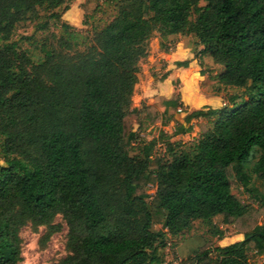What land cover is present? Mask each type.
<instances>
[{
    "label": "trees",
    "instance_id": "1",
    "mask_svg": "<svg viewBox=\"0 0 264 264\" xmlns=\"http://www.w3.org/2000/svg\"><path fill=\"white\" fill-rule=\"evenodd\" d=\"M94 1L115 13L82 37L61 20L69 0H0V264L21 260L22 226H53L57 214L68 227L70 250L58 264H159L168 235L216 216L243 238L224 246L205 239L180 264H250L251 254L264 255V223H258L264 193L250 188L245 202L231 189L238 181L249 190L252 172L264 182V0ZM38 9L47 19L36 29L55 19L64 36L32 61L10 37ZM154 32L163 51L175 36H192L200 46L194 57L207 54L221 66L212 78L241 91L217 108L184 109L183 122L159 135L169 157L148 170L157 139L130 155L139 111L131 96ZM175 65L187 67L188 60ZM161 98L162 114L183 106L176 87ZM194 118L211 123L188 145L169 141L189 132ZM253 147L258 159L245 170ZM150 182L155 203L148 201ZM212 234L223 232L214 227Z\"/></svg>",
    "mask_w": 264,
    "mask_h": 264
},
{
    "label": "rangeland",
    "instance_id": "2",
    "mask_svg": "<svg viewBox=\"0 0 264 264\" xmlns=\"http://www.w3.org/2000/svg\"><path fill=\"white\" fill-rule=\"evenodd\" d=\"M200 5L204 1L199 2ZM114 8L112 5L101 1L94 0H69L68 11L62 13L61 20L72 25V28L77 31L80 36H91L93 30L105 25L113 16ZM76 15L78 19L76 23H71L67 20L69 16ZM47 19V12L38 9V14L32 18L22 20L16 24V27L10 37V40L16 41L18 47L24 50L32 61H38L44 55V50L51 49L57 46V41L60 36H64L63 29L60 27V22L55 19H48L47 28L44 30L36 29L37 25ZM71 30V29H70ZM32 35V39L27 40L25 37ZM172 39V38H169ZM175 44H172L167 51H163L159 47V34L154 32L148 41V54L138 62L137 84L131 96V105L139 111L136 119L133 121V129L136 133V138L131 144L130 155H139L143 145L151 139H157L156 143L150 152V162L148 170L156 167V161L160 158L166 160L169 156L165 152L164 142L160 140V133L170 135L174 128V122H183L186 109L192 111L185 106H180L176 109L168 108L165 114H162L164 109L162 98L164 97L157 91V83L161 81L162 75L165 73V60L161 58V52H171L177 47V43L181 42L185 46H180L177 50H183L182 55L189 51L188 57H194L193 52L199 49L200 46L194 44L192 36L178 35L175 36ZM1 44V42H0ZM195 58V57H194ZM197 67L186 69V75H194L198 79L199 85L205 94H220L222 95V104L226 101L229 94L240 93L241 89L233 86H222L218 84L212 77L221 70V66L212 62L207 54H196ZM201 62L200 65L198 62ZM172 86L179 89V81L172 80ZM163 93V92H162ZM243 99L240 96L236 99L239 102ZM150 106V109L146 107ZM206 106V105H205ZM205 106H201L205 107ZM157 110V114H154ZM149 113L157 116L156 120H151ZM191 130L185 134L172 135L169 141H176L186 145L194 142L198 137L203 125H210V120L204 118H194L190 121ZM260 149L253 147L246 159L242 161V166L245 170H251L255 165ZM4 162L0 156V166ZM150 203L156 202L155 185L150 182L146 185ZM249 190L244 188L240 182L235 181L232 185V193L238 196L245 202H250L249 197L254 193L250 188H255L259 193H264V182L256 178L255 173H251ZM260 204V198L252 202V205L257 207ZM258 223H264V214L258 218ZM51 225L44 224L33 227L30 223L22 226L19 231L21 238V260L16 264H58L69 253L68 247V227L60 214L54 216ZM214 227L222 230L221 237L212 234ZM153 230L161 229L160 224H154ZM242 234V233H241ZM238 234L232 226L222 224L221 216L214 217L210 223H204L200 220H194L192 226L183 232L167 238V247L158 250V254L162 259L159 264H180V261L195 252L205 239H209L214 245L224 246L238 239H242L243 235ZM252 251V250H251ZM251 253V252H250ZM250 264H264L263 254H251ZM214 256V255H213Z\"/></svg>",
    "mask_w": 264,
    "mask_h": 264
},
{
    "label": "crops",
    "instance_id": "3",
    "mask_svg": "<svg viewBox=\"0 0 264 264\" xmlns=\"http://www.w3.org/2000/svg\"><path fill=\"white\" fill-rule=\"evenodd\" d=\"M67 18V20H70L71 23L75 24L78 16L72 15ZM180 46L182 47L185 45L181 42H178L176 47L179 49ZM177 48L171 52H161V58L165 60L166 63V76L164 79L157 83V91L160 92L159 94H162L166 98L170 97L171 94L175 91L174 87L171 84V81L178 80L180 85L178 89L180 93V99L185 108L194 110L205 105L213 108L220 107L223 103L222 95L216 93L205 94L199 85L198 79H196L194 75H186V69L191 67L195 69L197 67V60H195L196 58H192L190 56L188 57V55L190 54L189 51L186 53L188 55H182L184 51L182 49L178 51ZM182 60H188L187 67H178L175 65L176 61Z\"/></svg>",
    "mask_w": 264,
    "mask_h": 264
}]
</instances>
